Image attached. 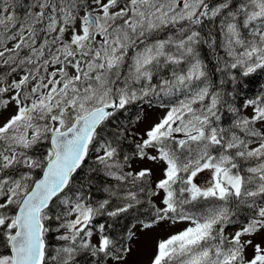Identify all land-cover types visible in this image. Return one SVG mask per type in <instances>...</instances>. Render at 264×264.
I'll return each instance as SVG.
<instances>
[{
    "label": "snow or ice",
    "instance_id": "6c2138e0",
    "mask_svg": "<svg viewBox=\"0 0 264 264\" xmlns=\"http://www.w3.org/2000/svg\"><path fill=\"white\" fill-rule=\"evenodd\" d=\"M201 45L223 50L221 70H264V0H0V264H78L83 256L123 264L128 249L104 224L93 242L91 225L113 198L120 203L108 216L135 209L145 188L105 187L108 199L93 206L90 186L74 191L76 176L96 152L105 176L147 184L152 170L131 169L132 158L121 157L126 130L108 124L151 97L166 112L138 137L134 156L164 166L158 191L149 190L164 194L157 218L190 221L158 242L151 264H264V131L256 127L264 128V96L241 105L251 116L228 105L236 119L222 127L226 102ZM205 170L211 179L200 185ZM197 204L203 211L187 210ZM238 214L242 226L229 237Z\"/></svg>",
    "mask_w": 264,
    "mask_h": 264
},
{
    "label": "trees",
    "instance_id": "16d2710c",
    "mask_svg": "<svg viewBox=\"0 0 264 264\" xmlns=\"http://www.w3.org/2000/svg\"><path fill=\"white\" fill-rule=\"evenodd\" d=\"M199 55L208 69L209 79L213 85V88H218V90L223 95V100L226 102L221 107L220 125L225 128H230L233 124V121L236 119V114L228 110V105L239 108V114L245 116V108L241 107L245 100L254 99L258 96H264V70L258 69L256 72L246 77L243 76L240 70L237 69H233L230 72L228 70H221L223 66L222 63H218V58L223 57V50H213L207 45L199 46ZM162 75L167 77L168 73L165 72ZM232 76L236 77L235 81L231 79ZM157 82L158 80L154 78L153 83L155 84ZM224 85L226 86V89L221 91V88ZM163 99L167 100L168 98L165 97ZM149 101L153 104H159L158 98L156 97L145 98L144 101H137L134 104L128 106L126 111H122V113L118 112L108 124V130L110 132L126 130V137L121 141V157H133L136 151V143L134 141L132 132V115L140 105ZM256 127L259 129V126L256 125ZM92 153L94 152H90L89 158L84 162L82 168L78 170L74 191L75 189L81 188V186H83L85 189L89 188L90 186L91 203L93 206H96L104 199H108V194L103 190L105 187H112L113 189H116L120 192H123L125 189H131L132 191L138 192L139 187L143 186L145 188L144 192H138L142 203L137 205L135 209L130 210L127 213H123L117 217H110L106 214V212L112 211L113 208L120 203V201L113 198L112 204L105 210V214L97 216L91 225L93 232L97 234L99 225L104 224L105 233L117 239L118 242L123 245V248H126L132 236L133 225L138 223H152L160 220L157 218V213L155 211V209L159 207L153 201L152 195L149 194V190L154 191L155 184L151 177L148 179L147 184H139L136 187H132L130 184H121L115 179L105 176L103 172L99 170L101 166L97 164L96 156H93ZM92 169H96L97 171H91ZM124 170L127 171L126 168ZM38 177L39 176L36 178ZM74 191L68 192L67 195L74 198ZM187 210L193 213H198L203 211V207L200 204H197L195 207L188 206ZM64 211V206H60L57 207L51 214H61ZM173 218V214H169V218L167 219ZM236 219L239 221L237 224L243 223L242 215L238 214ZM58 224L59 221H52L49 224L53 231L49 233L48 239L49 243L53 246L58 245V242L55 239V236L58 235V233L55 232V228L58 226ZM0 251L3 250L0 249ZM78 264H90V261L86 256L78 257Z\"/></svg>",
    "mask_w": 264,
    "mask_h": 264
},
{
    "label": "rangeland",
    "instance_id": "374dc122",
    "mask_svg": "<svg viewBox=\"0 0 264 264\" xmlns=\"http://www.w3.org/2000/svg\"><path fill=\"white\" fill-rule=\"evenodd\" d=\"M11 79V77H10ZM14 109H10L9 112H5L4 116L9 115ZM166 112V108H161L159 104H153L152 102H145L140 105L137 110L133 113V138L135 143H139L138 137L143 134V131L150 127L152 124L158 122L163 118ZM251 108H245L244 115L251 116ZM259 130L264 131L258 123ZM255 147V144L252 145ZM102 152V151H101ZM95 153V152H94ZM152 154H155L154 152ZM96 156L97 154H93ZM132 170H140L142 168H149L152 170L151 178L155 184L156 181L163 178V164L160 162H153L150 160H139L135 156L129 161ZM128 168V167H127ZM128 170H130L128 168ZM211 173L208 170L200 173L196 178V182L200 185L205 184L210 181ZM163 192H159L158 195L152 196L154 202L158 207H163L161 198L163 197ZM74 216L68 217V219H74ZM190 226V221H182L177 219H167V220H157L152 223H139L132 226V236L123 253L124 261L123 264H151L152 257L156 252V247L159 241L167 239L171 235H174L180 231H183L186 227ZM242 224H236L234 226L230 225L225 228V235L232 236ZM94 233V232H93ZM96 235H93V241ZM262 237H257L256 240L259 241ZM252 250L249 248L246 252V256L251 258Z\"/></svg>",
    "mask_w": 264,
    "mask_h": 264
},
{
    "label": "bare ground",
    "instance_id": "6f19581e",
    "mask_svg": "<svg viewBox=\"0 0 264 264\" xmlns=\"http://www.w3.org/2000/svg\"><path fill=\"white\" fill-rule=\"evenodd\" d=\"M225 85H226V84H225ZM225 85L222 86L221 91L226 89V86H227V85H226V86H225ZM216 90H218V88H216ZM223 92H224V91H223Z\"/></svg>",
    "mask_w": 264,
    "mask_h": 264
}]
</instances>
